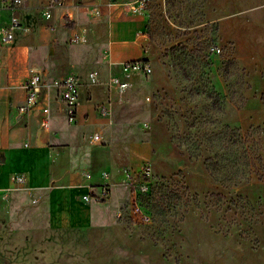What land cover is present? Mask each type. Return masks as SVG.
I'll return each mask as SVG.
<instances>
[{
  "label": "rangeland",
  "instance_id": "rangeland-1",
  "mask_svg": "<svg viewBox=\"0 0 264 264\" xmlns=\"http://www.w3.org/2000/svg\"><path fill=\"white\" fill-rule=\"evenodd\" d=\"M23 12L48 27L34 7ZM9 13L0 10V23ZM135 13L146 39L136 70L124 69L130 61L103 60L107 31L99 39L93 34L101 16L92 12L79 18L85 37L73 42L63 33L67 49L56 45L48 60L60 71L71 58L89 61L66 72L78 75L82 97L87 85L94 90L85 107L92 109L103 85L106 101L97 102V114L118 111L101 144L87 143L92 125L76 130L84 137L79 157L88 148L94 176L115 172L110 199L84 201L87 180L74 197L89 219L74 226L65 219L53 224L46 191L3 200L0 264H264V0H150ZM116 77L126 88L115 85ZM155 123L164 139L153 132ZM212 144L225 156H260L253 166L241 165L249 179L211 175L205 158ZM190 149L200 156L190 157Z\"/></svg>",
  "mask_w": 264,
  "mask_h": 264
},
{
  "label": "crops",
  "instance_id": "crops-1",
  "mask_svg": "<svg viewBox=\"0 0 264 264\" xmlns=\"http://www.w3.org/2000/svg\"><path fill=\"white\" fill-rule=\"evenodd\" d=\"M43 1L45 0H29L17 8L16 13L22 25L14 31V38L7 42L2 40L1 32L10 25L13 12L0 4V10L10 11L9 19L0 23V202L19 196L24 191L27 193L37 190L46 191L45 197H48L51 204L52 202L54 204V209L48 211V217L54 219L53 224L60 225L65 219L66 223L74 226L82 220L89 219L88 215L77 211V207L81 205L82 201L80 202L74 197L75 190L87 181L84 172L91 173L92 179L88 180V183L91 184L99 183L101 174L104 171L109 172L110 194L108 200L113 192L112 175L115 174L112 172L113 170L107 169L94 176L88 166V148H83L84 152L79 157V141L84 137L76 130L86 124V126L92 125L93 130L88 133L87 137L89 138L94 132H99L104 138L105 131H108V123L116 122L119 117L118 111L115 116L111 115L110 117L97 114L96 106L99 104L97 102L106 101L103 85L102 96L94 97L92 109L86 108L85 101L92 100L94 94V90L87 85L84 96L82 97L80 94L76 123L67 120L59 103H52L51 124L49 128H45L40 123V107L46 103L47 94L43 90L39 106L32 108L29 112L22 113L18 106L24 103L26 98L23 84L32 70L39 71L46 79H49L74 71L72 69L77 64L78 67L86 66L89 61L76 62L71 58L73 61L71 67L67 71H60L57 65L53 67L48 60L54 53L56 45L66 48L64 34L69 32L71 37L72 33L79 29V18L85 15L92 16L89 7H92L93 4L99 5L101 12L98 15L101 16L99 17L101 19L96 23L97 27L93 34L99 39L101 29L107 31V35L103 36L105 46L100 52L103 54L104 61L118 65L143 57L146 39L141 33L140 14L117 1L62 0L54 8L53 17L47 23L48 27L45 25L46 23L38 25L35 16H29L23 12V9L28 5L40 13V5ZM65 12L71 14L70 24L66 23ZM230 35L234 36L232 32ZM82 54L85 57L86 54ZM136 78L139 83L140 76ZM85 80L86 78L83 82L87 83ZM88 90L91 91V94ZM54 96L55 91H52L51 98L54 99ZM111 113H113V109H111ZM153 132L160 134L164 139L160 124L153 125ZM87 143L91 144L89 139H87ZM74 171L78 173L80 179L74 177ZM17 174L23 176L22 181L14 178ZM86 189L88 190V186ZM44 200L46 199L44 198ZM58 205H65L67 211L58 210Z\"/></svg>",
  "mask_w": 264,
  "mask_h": 264
},
{
  "label": "built area",
  "instance_id": "built-area-1",
  "mask_svg": "<svg viewBox=\"0 0 264 264\" xmlns=\"http://www.w3.org/2000/svg\"><path fill=\"white\" fill-rule=\"evenodd\" d=\"M29 0H0V3L5 8L12 10V15L10 18V25L4 28L1 32V38L3 41H11L14 38V31L21 27L22 23L19 16L16 13L17 8H19L24 3ZM62 0H45L40 5V13L46 19L50 20L53 17V10L56 6L61 3ZM150 0H135L130 3V8L133 12L143 9L145 4ZM89 7L90 13L93 15H100V7L97 4L91 5ZM64 17L67 19L66 23L70 21L71 14L69 12L64 13ZM85 37L78 30L74 31L70 37L73 42L79 41ZM215 52H220L221 48L218 46L212 47ZM128 68L136 70L139 68L138 62L133 60L128 64L124 65V69ZM141 68L150 72L151 68L145 64H142ZM117 87L126 88L127 82L121 80L119 77L112 79ZM26 90V98L24 103L18 106V109L22 113L29 112L32 108L39 106L40 96L44 90L47 94V101L44 105L40 107V123L43 127L49 128L51 124L52 116V103H59L60 108L66 115V118L71 123H76L77 121V111L78 103L80 98V87L78 75L74 73H68L63 76L53 77L46 79L42 73L36 70L30 72L29 77L25 80L23 84ZM55 91L54 99L51 98V92ZM106 106L102 105L99 107L101 113L106 112ZM102 135L99 132H94L89 136V141L91 143H97L102 141ZM145 174H150V167L146 166L144 170ZM84 176L87 180H91V173L84 172ZM16 180L22 181L23 176L17 174L14 176ZM88 190L82 194L84 201H104L107 200L110 194V182H109V172L104 171L100 176V182L97 184L88 183ZM145 188V187H144ZM146 217V216H145ZM147 218V217H146Z\"/></svg>",
  "mask_w": 264,
  "mask_h": 264
},
{
  "label": "trees",
  "instance_id": "trees-1",
  "mask_svg": "<svg viewBox=\"0 0 264 264\" xmlns=\"http://www.w3.org/2000/svg\"><path fill=\"white\" fill-rule=\"evenodd\" d=\"M224 128H229V126L225 125ZM234 130L239 131L238 128H234ZM225 153L221 154L217 147H213V144L211 145L210 155L205 158V164L208 172L216 179L224 182L231 181L234 183H239L242 180L249 179L250 176L247 175L248 172L246 173V171H244V166H253L255 164V159H259L260 156L252 158L253 160H242L236 151L232 152L228 156H225ZM189 155L190 157H198L200 156V152L190 149ZM242 164L244 165L243 167L241 166Z\"/></svg>",
  "mask_w": 264,
  "mask_h": 264
},
{
  "label": "bare ground",
  "instance_id": "bare-ground-1",
  "mask_svg": "<svg viewBox=\"0 0 264 264\" xmlns=\"http://www.w3.org/2000/svg\"><path fill=\"white\" fill-rule=\"evenodd\" d=\"M135 70V69H134Z\"/></svg>",
  "mask_w": 264,
  "mask_h": 264
}]
</instances>
